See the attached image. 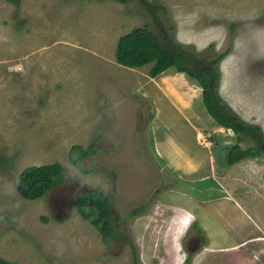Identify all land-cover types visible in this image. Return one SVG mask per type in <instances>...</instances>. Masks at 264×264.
<instances>
[{"label": "rangeland", "instance_id": "374dc122", "mask_svg": "<svg viewBox=\"0 0 264 264\" xmlns=\"http://www.w3.org/2000/svg\"><path fill=\"white\" fill-rule=\"evenodd\" d=\"M143 25L204 61L225 54L218 94L264 134V0H0V258L264 264V155L228 166L236 134L194 78L117 62L119 38ZM91 143L84 169L72 165L70 148ZM56 161L66 178L48 196L17 192L25 168ZM87 188L110 199V247L75 208ZM216 197L228 199L204 202Z\"/></svg>", "mask_w": 264, "mask_h": 264}, {"label": "trees", "instance_id": "16d2710c", "mask_svg": "<svg viewBox=\"0 0 264 264\" xmlns=\"http://www.w3.org/2000/svg\"><path fill=\"white\" fill-rule=\"evenodd\" d=\"M7 1L16 5L20 4V0ZM115 54L117 62L123 66L137 68L152 64L151 77H156L174 67L178 72L186 73L194 78L203 89V102L209 114L218 125L232 129L236 134V142L228 148L226 153L228 166L243 159L264 155V134L260 126L243 121L227 104L223 103L218 94L220 74L217 65L225 54H220L210 61H204L189 48L174 42L168 34L164 32L158 34L147 25L136 27L121 36L117 42ZM246 137L252 138L255 145L244 149L240 143ZM97 149L96 143L86 147L74 144L69 150V161L75 167L84 169L85 161L92 157ZM65 178L66 168L58 161L31 165L17 176L15 187L24 199L36 200L48 196L54 188L65 181ZM75 208L85 221L99 231L107 247L121 239L107 194L97 188H87L77 196ZM140 210L136 209L134 213ZM190 254L192 253L189 251L186 263L191 260ZM0 264L16 263L0 258Z\"/></svg>", "mask_w": 264, "mask_h": 264}, {"label": "crops", "instance_id": "0c3cea01", "mask_svg": "<svg viewBox=\"0 0 264 264\" xmlns=\"http://www.w3.org/2000/svg\"><path fill=\"white\" fill-rule=\"evenodd\" d=\"M224 199H228L227 197H223ZM222 197H216V198H213V199H211V200H208L207 202L206 201H204L205 203H207V205H208V202H212V201H214V202H217V201H220V200H222L223 199ZM212 228H211V225H210V232H212V230H211ZM211 234V233H210ZM215 236H216V234H215ZM214 236V237H215ZM217 237V236H216ZM247 241H250V239L249 240H246V242Z\"/></svg>", "mask_w": 264, "mask_h": 264}, {"label": "bare ground", "instance_id": "6f19581e", "mask_svg": "<svg viewBox=\"0 0 264 264\" xmlns=\"http://www.w3.org/2000/svg\"><path fill=\"white\" fill-rule=\"evenodd\" d=\"M199 159H200V157H199ZM198 161V160H197Z\"/></svg>", "mask_w": 264, "mask_h": 264}]
</instances>
